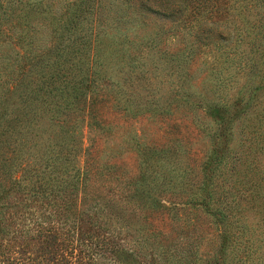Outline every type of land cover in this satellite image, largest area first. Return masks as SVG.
I'll return each instance as SVG.
<instances>
[{"label": "trees", "instance_id": "16d2710c", "mask_svg": "<svg viewBox=\"0 0 264 264\" xmlns=\"http://www.w3.org/2000/svg\"><path fill=\"white\" fill-rule=\"evenodd\" d=\"M197 58L204 95L182 83L166 107L204 113L209 153L195 173L183 152L135 143L137 202L126 172L90 157L113 134L95 114H140L128 88L151 80L146 59L192 78ZM263 97L264 0H0V264H264Z\"/></svg>", "mask_w": 264, "mask_h": 264}, {"label": "rangeland", "instance_id": "374dc122", "mask_svg": "<svg viewBox=\"0 0 264 264\" xmlns=\"http://www.w3.org/2000/svg\"><path fill=\"white\" fill-rule=\"evenodd\" d=\"M244 0H237V2H243ZM248 1V0H246ZM253 19V18H251ZM232 23V27H240L242 25V19H235ZM151 27L155 28L157 22H150ZM168 27V26H165ZM236 41L229 40L226 44V48L231 52L241 51V47H246L244 44H238ZM184 41L180 39H174L172 44L167 48L169 53H175L176 51L183 49ZM132 56L138 57L139 52H131ZM145 55L151 57V54L146 52ZM110 54L108 57H113ZM232 56V55H231ZM146 58H148L146 56ZM115 59L112 58V61ZM200 59H196L192 70L197 69V74L193 77L184 76L179 77L176 72H170L169 68L164 69V66L160 62L150 63L149 60H145V69L149 72L151 78L150 81L141 82L136 81L133 77V84L129 89L136 102L139 104V115L132 114V112L125 111L122 108H116L113 104H107L105 102L100 103L99 108L95 114V119L98 123H105L109 125L112 130V136H102L95 144V149L91 150V158L98 152L99 165H115L120 169V172H126V176L122 177L123 184L121 186L129 185V192L136 193L137 202H142L143 198L148 195L147 193V181L139 176L138 164L140 162L139 155L137 154V147L135 143L140 146H155V147H172V149L183 152V159L186 163L184 165L192 168L195 173L199 172L201 163L205 160L210 150V141L205 134L197 126L196 120L198 117H203L204 113H196L192 110L181 109V107L175 108L170 105L167 108L166 100L179 99L182 97V90L180 85L184 83V86L189 87L190 92L195 94L204 95L207 90L209 82H207L208 70L201 64ZM234 66L239 67V61L233 59ZM109 70L112 65H109ZM114 66V65H113ZM129 67H123V71L118 73L114 80L123 83L125 76L129 73ZM170 70V71H169ZM177 71V70H176ZM115 72L117 67L115 66ZM172 73V75L170 74ZM135 76V75H134ZM234 88V84L232 83ZM127 86H123V90H126ZM230 94L234 93V89H231ZM155 102L158 106L155 107L159 110V114L147 113L152 110V103ZM175 101V100H174ZM177 103V101H175ZM261 105L257 107L258 112L264 115V97L261 99ZM163 107H165L163 111ZM169 111L167 112V110ZM161 113V114H160ZM253 118V116H251ZM255 123V120H252ZM250 124V123H249ZM247 125V123H246ZM83 129V146H89V139L94 136V129L91 130L82 124ZM238 125L234 126L236 132L235 142L239 140ZM257 127V126H255ZM146 146V147H147ZM97 147V148H96ZM126 183V184H124ZM152 190V189H151ZM155 191H159L157 188ZM154 192V191H151ZM145 200V199H144ZM162 201V199H161ZM168 201V200H167ZM173 203L175 202L172 199ZM162 204L166 207H170L169 204L162 201ZM25 208H39L37 206H30ZM167 225V224H166ZM135 247L137 245H134Z\"/></svg>", "mask_w": 264, "mask_h": 264}]
</instances>
